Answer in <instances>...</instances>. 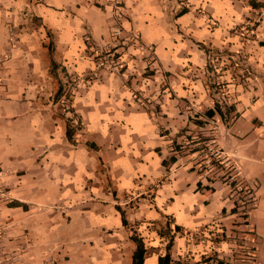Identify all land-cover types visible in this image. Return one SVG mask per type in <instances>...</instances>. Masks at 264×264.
I'll use <instances>...</instances> for the list:
<instances>
[{
	"label": "crops",
	"instance_id": "crops-1",
	"mask_svg": "<svg viewBox=\"0 0 264 264\" xmlns=\"http://www.w3.org/2000/svg\"><path fill=\"white\" fill-rule=\"evenodd\" d=\"M0 182V264H136L131 233L248 264L221 236L254 258L264 226V0H0Z\"/></svg>",
	"mask_w": 264,
	"mask_h": 264
},
{
	"label": "rangeland",
	"instance_id": "rangeland-1",
	"mask_svg": "<svg viewBox=\"0 0 264 264\" xmlns=\"http://www.w3.org/2000/svg\"><path fill=\"white\" fill-rule=\"evenodd\" d=\"M28 1L29 2L31 1L32 2V0H28ZM27 18L28 19L25 22V24H29L30 23L29 25L32 27V14L30 13V11L28 12ZM217 58L219 59V56H217ZM234 60H239V62L236 61V64L239 65V66H241V67H243L242 64L244 63V61L242 60V58L240 56H238ZM219 62L220 61L218 60V63H217V64H219L218 67L224 65L222 63L220 64ZM236 64H232V63L226 62L225 65H228L229 67H234L235 68L237 66ZM72 82L74 83V77H72V78H70V77H64V83H65V85L71 86L72 85ZM70 95L72 96V91L69 92V97H68V98L71 99ZM252 207L253 206H251L248 209H251ZM241 222H242V220H241ZM237 229L238 228H234L231 232H228L227 235H224L223 234L221 236V238L222 237H228V238H230L232 240V242L235 243V245L232 246V247H228L227 246V249H228L230 255H233L232 258H231V260H233L235 262H237V261L248 262V264H264V226L261 227L260 232H259V235L257 236V239L255 241V249H256V251H255L254 260H252V261H248L246 259V254H245V250L248 247V246H246V242H248V240H247V238H245L243 236L244 234H241L240 236L237 235L236 234V231H238ZM246 230H247V231H245L246 233L248 231H250V229H246ZM237 243L240 244V246H238Z\"/></svg>",
	"mask_w": 264,
	"mask_h": 264
},
{
	"label": "built area",
	"instance_id": "built-area-1",
	"mask_svg": "<svg viewBox=\"0 0 264 264\" xmlns=\"http://www.w3.org/2000/svg\"><path fill=\"white\" fill-rule=\"evenodd\" d=\"M117 11H119L118 7H116L114 9V13H116ZM252 28H253V22L251 20H247L245 19L242 23V25L239 27V33L240 34H250L252 32ZM120 31V27L118 24L114 25L112 28V33L117 35ZM105 54V53H104ZM67 87H65L66 89ZM66 91H68V88L66 89ZM207 142L204 140H201L199 142V148L200 150H203V147H206ZM209 149V154L211 156V158L217 159L220 163L225 164L226 163V156L228 155L226 151H220L219 149L215 148V147H209L207 148ZM232 179V178H231ZM237 184V183H236ZM236 192L238 194H241V203H242V207L245 209V212L247 211L248 208H250L251 206L254 205V195L252 193L251 187L247 186V185H242V184H237L235 186ZM11 198V195L8 191V189L6 188V186L4 184H2L0 182V202H8ZM245 254H246V259L248 261H252L254 260L253 258V254L251 252L250 249H246L245 250Z\"/></svg>",
	"mask_w": 264,
	"mask_h": 264
},
{
	"label": "trees",
	"instance_id": "trees-1",
	"mask_svg": "<svg viewBox=\"0 0 264 264\" xmlns=\"http://www.w3.org/2000/svg\"><path fill=\"white\" fill-rule=\"evenodd\" d=\"M50 50V48H49ZM51 64L53 65V61H51ZM64 94L65 96L68 94V91H63L62 92V88H61V85L58 86L57 90L55 91V95L54 97H57V96H60ZM215 108V107H214ZM205 113L208 114V115H211L213 113V109L212 108H208L205 110ZM74 127H72L71 124H69L67 122L66 124V136L69 137V133H71V131L73 130ZM210 162H212L213 164L217 165V163H219V161L217 159H214V158H211L210 159ZM234 177H232V179L230 181H234L233 179ZM237 184H241V182L237 183ZM235 184V186L237 185ZM243 185V184H242ZM239 196V199H241V194L238 195ZM241 202V201H240ZM239 203V202H238ZM235 208L233 207V210ZM241 211H243L242 213V216H245L246 215V212H245V209L244 208H241ZM121 218H122V222L125 223V219L123 217V214L121 213ZM242 222H245V220L243 221V217H242ZM130 237L134 240L135 242V249L133 251V262L136 263V264H141L142 263V257H143V253H144V246H143V242L142 240L136 236L135 234L131 233L130 234ZM169 241L166 243V246H165V252L163 254H159L157 256V264H191V263H188L187 261H183V260H179V259H172L170 257V254H169V251H168V248H169ZM209 257H206V256H201L200 257V260L198 261H206L208 260ZM196 261V262H198ZM218 262V261H216Z\"/></svg>",
	"mask_w": 264,
	"mask_h": 264
}]
</instances>
